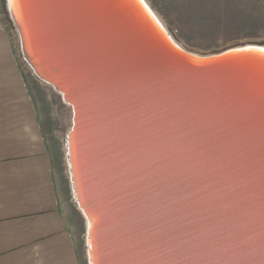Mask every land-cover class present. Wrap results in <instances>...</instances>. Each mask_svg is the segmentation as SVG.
<instances>
[{"label": "water", "instance_id": "95a60500", "mask_svg": "<svg viewBox=\"0 0 264 264\" xmlns=\"http://www.w3.org/2000/svg\"><path fill=\"white\" fill-rule=\"evenodd\" d=\"M71 111L88 264H264V45L185 48L148 0H5Z\"/></svg>", "mask_w": 264, "mask_h": 264}, {"label": "crops", "instance_id": "0c3cea01", "mask_svg": "<svg viewBox=\"0 0 264 264\" xmlns=\"http://www.w3.org/2000/svg\"><path fill=\"white\" fill-rule=\"evenodd\" d=\"M0 3V264H82L83 217L66 206L49 120L33 99L5 0Z\"/></svg>", "mask_w": 264, "mask_h": 264}, {"label": "rangeland", "instance_id": "374dc122", "mask_svg": "<svg viewBox=\"0 0 264 264\" xmlns=\"http://www.w3.org/2000/svg\"><path fill=\"white\" fill-rule=\"evenodd\" d=\"M148 1L177 40L188 50L211 54L245 44L264 45V0ZM21 65L33 99L38 101L42 113L49 120L48 140L54 165L64 185L66 206L74 210L65 157V137L71 128L70 108L52 88L31 77L25 65ZM78 228L82 264H88L83 218L78 219Z\"/></svg>", "mask_w": 264, "mask_h": 264}, {"label": "snow or ice", "instance_id": "6c2138e0", "mask_svg": "<svg viewBox=\"0 0 264 264\" xmlns=\"http://www.w3.org/2000/svg\"><path fill=\"white\" fill-rule=\"evenodd\" d=\"M261 51H264V49H261Z\"/></svg>", "mask_w": 264, "mask_h": 264}]
</instances>
